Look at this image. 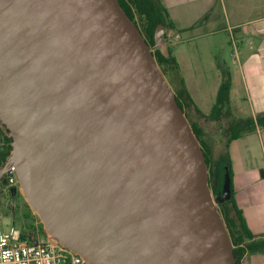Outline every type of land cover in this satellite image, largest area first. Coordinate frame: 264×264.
<instances>
[{"label":"water","instance_id":"95a60500","mask_svg":"<svg viewBox=\"0 0 264 264\" xmlns=\"http://www.w3.org/2000/svg\"><path fill=\"white\" fill-rule=\"evenodd\" d=\"M155 48L169 56L166 28ZM0 126L48 238L89 264H236L203 149L119 0H0ZM7 184V181H4Z\"/></svg>","mask_w":264,"mask_h":264},{"label":"crops","instance_id":"0c3cea01","mask_svg":"<svg viewBox=\"0 0 264 264\" xmlns=\"http://www.w3.org/2000/svg\"><path fill=\"white\" fill-rule=\"evenodd\" d=\"M161 2L174 25L167 32L169 48L196 108L211 113L225 71L234 116L264 114V0ZM228 158L237 207L255 238L264 241V126L233 140ZM242 264H264V251L245 255Z\"/></svg>","mask_w":264,"mask_h":264},{"label":"trees","instance_id":"16d2710c","mask_svg":"<svg viewBox=\"0 0 264 264\" xmlns=\"http://www.w3.org/2000/svg\"><path fill=\"white\" fill-rule=\"evenodd\" d=\"M123 10L141 31L148 45L153 49L155 60L171 86L177 103L189 120L194 133L203 149L209 167L210 185L214 195L222 190L225 168L229 167V144L243 134L253 132L258 126H264V114L256 118H239L234 116L230 104L231 76L223 71V80L218 91L216 103L209 115L202 114L190 98L183 76L176 58L169 48V56L165 57L158 48H155L154 35L159 25H164L167 32L174 29L168 10L161 0H119ZM203 118L217 123L218 129L225 137L224 150L217 157L214 156L212 139L198 119ZM12 139L7 136L0 126V168L6 163L12 151ZM232 186V185H231ZM219 210L229 231L236 264H242L245 255L264 251V241L257 240L249 230L241 210L233 196L229 201L219 205ZM34 237L30 229L21 230L22 238L29 242H37L39 234L38 224L35 227ZM34 228V229H35ZM41 232L45 234L42 224Z\"/></svg>","mask_w":264,"mask_h":264},{"label":"built area","instance_id":"2783aa9c","mask_svg":"<svg viewBox=\"0 0 264 264\" xmlns=\"http://www.w3.org/2000/svg\"><path fill=\"white\" fill-rule=\"evenodd\" d=\"M178 38L175 36L174 38ZM168 39V38H167ZM170 40L168 39V42ZM11 188L18 185L15 168L7 173ZM39 238V234H36ZM0 264H89L80 255L63 247L57 241L29 242L13 224H0Z\"/></svg>","mask_w":264,"mask_h":264},{"label":"rangeland","instance_id":"374dc122","mask_svg":"<svg viewBox=\"0 0 264 264\" xmlns=\"http://www.w3.org/2000/svg\"><path fill=\"white\" fill-rule=\"evenodd\" d=\"M217 123L208 124L201 123L206 132L211 136V141L214 148V156L217 157L224 150L225 137L218 129ZM15 196L7 195L3 196L2 202H0V224L8 226L10 224L15 225L20 230L30 229L33 234L38 224L39 241H46L48 239L47 233L43 235L40 229L41 220L37 213L29 206L25 195L23 194L19 185L16 187ZM35 228V229H34ZM45 232V231H44Z\"/></svg>","mask_w":264,"mask_h":264},{"label":"flooded vegetation","instance_id":"af4514ba","mask_svg":"<svg viewBox=\"0 0 264 264\" xmlns=\"http://www.w3.org/2000/svg\"><path fill=\"white\" fill-rule=\"evenodd\" d=\"M7 181V184H4V181ZM16 187L15 188H11L8 184V177L7 174H5L1 179H0V202H2L3 196L7 195V193L10 194V196H15L16 194Z\"/></svg>","mask_w":264,"mask_h":264}]
</instances>
